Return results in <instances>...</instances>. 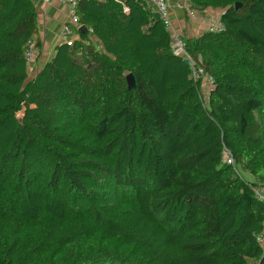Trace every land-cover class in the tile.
I'll use <instances>...</instances> for the list:
<instances>
[{
	"label": "trees",
	"instance_id": "16d2710c",
	"mask_svg": "<svg viewBox=\"0 0 264 264\" xmlns=\"http://www.w3.org/2000/svg\"><path fill=\"white\" fill-rule=\"evenodd\" d=\"M188 2L222 12L185 41L206 100L138 0H79L101 49L33 76V2L0 0V264H264V0Z\"/></svg>",
	"mask_w": 264,
	"mask_h": 264
},
{
	"label": "built area",
	"instance_id": "2783aa9c",
	"mask_svg": "<svg viewBox=\"0 0 264 264\" xmlns=\"http://www.w3.org/2000/svg\"><path fill=\"white\" fill-rule=\"evenodd\" d=\"M58 3L64 5L67 8L68 12V21L63 25L60 31V38L62 44L72 47L75 42L79 41V29L81 25L79 23L77 11H78V2L79 0H55ZM110 1V0H105ZM122 5L124 11H127L126 3L128 0H118ZM144 7L152 14H154L163 24L165 32L169 38V47L171 53L182 59L183 61L188 62L190 68V78L193 82L200 84V91L206 100L209 93L214 88L213 80L210 75L201 66V61L198 58H193L186 50L185 41L181 38L178 30L173 24L171 18L172 8L168 3V0H138ZM178 10H184L188 17L197 16L202 21L207 23V32L219 33L223 29V25L220 22V16H206L202 12L195 11L191 4L188 1L181 0L176 6ZM222 13V12H221ZM89 45L90 43H87ZM24 60L29 67L38 57V50L35 47V40L32 39L28 42V45L23 53ZM226 163L229 165H234V161L230 155L226 157ZM235 169V167H234ZM237 172V171H235ZM255 195L258 200L264 202V191H255ZM262 238V237H261ZM259 238V242H264Z\"/></svg>",
	"mask_w": 264,
	"mask_h": 264
},
{
	"label": "crops",
	"instance_id": "0c3cea01",
	"mask_svg": "<svg viewBox=\"0 0 264 264\" xmlns=\"http://www.w3.org/2000/svg\"><path fill=\"white\" fill-rule=\"evenodd\" d=\"M96 2H106L105 0H92ZM188 1V0H185ZM35 14H36V36L35 40L38 42L40 51L37 59L32 65L28 67L29 70L32 67L39 72L43 66L53 57L56 47L62 45L60 38V31L68 21L67 8L58 3L55 0H32ZM181 0H168L169 5L172 8L171 18L174 26L178 30L181 38L184 41H189L200 37L207 32V23L202 21L197 16L188 17L184 10L176 9V5ZM204 13L206 16H220V10L207 9ZM88 35L91 38L93 45L95 43L99 45V41L94 38L91 31L88 30ZM31 67V68H30ZM30 76H33L30 75Z\"/></svg>",
	"mask_w": 264,
	"mask_h": 264
},
{
	"label": "water",
	"instance_id": "95a60500",
	"mask_svg": "<svg viewBox=\"0 0 264 264\" xmlns=\"http://www.w3.org/2000/svg\"><path fill=\"white\" fill-rule=\"evenodd\" d=\"M237 7H238V5H235V8H237ZM78 32L79 33H84V34L88 33L87 29L85 27H83V26H81V28L79 29ZM183 63H184V65L188 66V62L187 61H183ZM126 80H127V83H128V87L132 88L133 87V79H132V77L131 76H127Z\"/></svg>",
	"mask_w": 264,
	"mask_h": 264
},
{
	"label": "rangeland",
	"instance_id": "374dc122",
	"mask_svg": "<svg viewBox=\"0 0 264 264\" xmlns=\"http://www.w3.org/2000/svg\"><path fill=\"white\" fill-rule=\"evenodd\" d=\"M95 47L98 48V49H101V45H100V44L97 45V44L95 43ZM33 63H34V62H33ZM33 63H32V64H33ZM32 64H31V65H32ZM30 68H31V67H30ZM36 71H37V70H35V68L32 67V69L29 70V75H32V74L35 75V74L37 73ZM18 115H20V113H19ZM238 170H239V171H238V172H239V175H241V177H242L243 179H245V180H249V177H248L246 174L242 173V171H241L240 168H239Z\"/></svg>",
	"mask_w": 264,
	"mask_h": 264
}]
</instances>
